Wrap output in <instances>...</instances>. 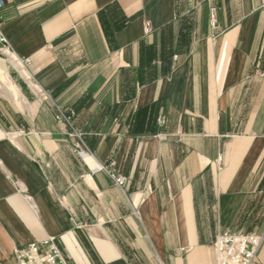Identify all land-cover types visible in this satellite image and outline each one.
Here are the masks:
<instances>
[{"label":"crops","instance_id":"0c3cea01","mask_svg":"<svg viewBox=\"0 0 264 264\" xmlns=\"http://www.w3.org/2000/svg\"><path fill=\"white\" fill-rule=\"evenodd\" d=\"M0 2L29 62L0 52V264L48 237L70 264H217L223 232L264 236V0Z\"/></svg>","mask_w":264,"mask_h":264},{"label":"built area","instance_id":"2783aa9c","mask_svg":"<svg viewBox=\"0 0 264 264\" xmlns=\"http://www.w3.org/2000/svg\"><path fill=\"white\" fill-rule=\"evenodd\" d=\"M2 4L0 2V52L9 56L11 60L17 61L21 64L22 68L27 65L28 60H20L12 51L10 43L3 33V19L1 14ZM214 9L211 11L213 25L215 22ZM149 25L147 26V30ZM38 94L45 101H51L50 94L43 90H39ZM55 120L57 124H64L66 127H72L73 113L67 114L65 111L57 106ZM21 134H25V131H21ZM78 140L75 144V150L86 161L92 159L90 152L85 150L84 142L81 135L78 132H74L71 138ZM99 170H106L99 168ZM107 171V170H106ZM108 172V171H107ZM109 173V172H108ZM112 180L115 181L119 187L126 185L125 178L122 176H116L114 173H109ZM263 243L262 236L236 234L231 232H225L219 236L216 242V249L218 252L217 264H254L256 256L259 253ZM17 264H70L68 258L61 251L58 246V242L54 237H48L46 241L41 243H32L27 246L17 247L13 252Z\"/></svg>","mask_w":264,"mask_h":264},{"label":"rangeland","instance_id":"374dc122","mask_svg":"<svg viewBox=\"0 0 264 264\" xmlns=\"http://www.w3.org/2000/svg\"><path fill=\"white\" fill-rule=\"evenodd\" d=\"M12 61V60H11ZM12 63L14 64H17L16 62H14V61H12ZM17 67L19 68V66L17 65ZM15 75V77H17L18 76V74L17 73H15L14 74ZM73 113V112H72ZM71 113V114H72ZM73 117H74V113H73ZM72 121H73V119H72ZM158 123H159V125H160V127L161 126H164V125H166V120L163 118V117H161V118H159L158 120ZM68 129H70V130H72V134H70V137H71V135H73V133L74 132H78V131H76L74 128H73V126L70 128V127H68ZM21 131H24V130H21ZM20 131V132H21ZM80 135H81V138H82V140H83V142H84V145H85V150L87 151V152H90V150H89V148L87 147V145H86V142H85V140H84V138H83V135L80 133V132H78ZM21 134V133H20ZM73 138V137H72ZM77 141L78 140H73V145H74V149H76L75 148V144L77 143ZM76 151V150H75ZM76 153H78L77 151H76ZM90 154H91V156H92V158H93V153L92 152H90ZM78 155H79V153H78ZM80 156V155H79ZM80 158L82 159V161L83 162H85V163H88V161H86V160H84L81 156H80ZM100 169L101 168H103V167H99ZM104 169H106L109 173H114L116 176H122V177H124L123 175H121V174H119V173H117L115 170H109L108 168H105L104 167ZM99 171H102V170H99ZM108 173V174H109ZM109 176H110V174H109ZM111 177V176H110ZM125 178V177H124ZM125 181H126V178H125ZM126 183H127V181H126ZM116 184V183H115ZM120 187V186H119ZM120 188H122V187H120ZM223 233H225V232H223ZM232 233V232H231ZM237 234V233H236ZM238 234H240V233H238ZM254 234V233H253ZM253 234H245V235H253ZM221 235H223V234H221ZM221 235H219V236H221ZM256 235V234H255ZM219 236H217V238H216V241H215V243H214V247H215V250H216V252H217V249H216V242H217V239L219 238ZM257 236H259V235H257ZM262 238H263V242H264V236H262ZM263 244V243H262ZM217 254H218V252H217ZM258 255V254H257ZM256 258H257V256H256ZM218 260V259H217ZM256 261V260H255ZM255 263V262H254Z\"/></svg>","mask_w":264,"mask_h":264},{"label":"bare ground","instance_id":"6f19581e","mask_svg":"<svg viewBox=\"0 0 264 264\" xmlns=\"http://www.w3.org/2000/svg\"><path fill=\"white\" fill-rule=\"evenodd\" d=\"M12 61H14V60H12ZM14 62H16L17 65L19 66V68L23 70V68H22V66H21V64L19 62H17V61H14Z\"/></svg>","mask_w":264,"mask_h":264}]
</instances>
